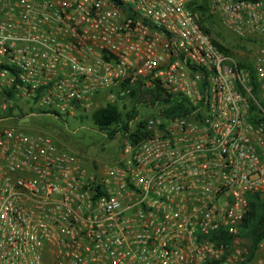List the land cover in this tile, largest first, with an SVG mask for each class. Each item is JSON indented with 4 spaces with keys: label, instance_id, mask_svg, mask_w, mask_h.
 Masks as SVG:
<instances>
[{
    "label": "built area",
    "instance_id": "2783aa9c",
    "mask_svg": "<svg viewBox=\"0 0 264 264\" xmlns=\"http://www.w3.org/2000/svg\"><path fill=\"white\" fill-rule=\"evenodd\" d=\"M194 1L0 0V264H264V241L251 255L240 236L264 202V45L256 97ZM210 8L231 33L264 36V0ZM157 92L183 108L139 104L155 115L137 106L144 136L122 137L109 163L18 125Z\"/></svg>",
    "mask_w": 264,
    "mask_h": 264
},
{
    "label": "rangeland",
    "instance_id": "374dc122",
    "mask_svg": "<svg viewBox=\"0 0 264 264\" xmlns=\"http://www.w3.org/2000/svg\"><path fill=\"white\" fill-rule=\"evenodd\" d=\"M207 8L211 17L205 14L203 18L212 37L225 46L239 62L251 66L258 48L264 45V36L258 34L237 36L228 31L216 13L211 11L210 0H207ZM138 110L141 117H149L156 112L142 105L138 106ZM63 119L66 120V124L51 115H30L21 117L18 125L30 133H46L51 136L58 148L74 152L88 161L109 163L118 159L123 141L121 136L108 139L104 133L98 131L90 117ZM245 246L248 249L247 243Z\"/></svg>",
    "mask_w": 264,
    "mask_h": 264
},
{
    "label": "trees",
    "instance_id": "16d2710c",
    "mask_svg": "<svg viewBox=\"0 0 264 264\" xmlns=\"http://www.w3.org/2000/svg\"><path fill=\"white\" fill-rule=\"evenodd\" d=\"M191 6L192 10L198 14L199 24L201 25L202 29L211 36L214 45L226 55H232L225 46L220 44L212 37L209 28L206 27L203 17L205 14H208L207 0H195ZM207 16L210 15L208 14ZM238 64L240 67L249 70L250 85L252 86L251 92L254 96L257 97L259 89L251 66L243 62H239ZM132 97L134 98V104L128 111L122 110L116 104H107L96 109L90 115V119L97 127L98 131L104 133L108 139H114L117 135H119L121 137H127L132 141H137L144 136V119L138 120L134 127V130H132V127L130 125V123H132L136 119L138 115L137 105L141 103L151 106L165 103L168 105V107L166 108V110H164V112L167 115H173L174 117L177 116L176 113L178 112V110L183 108V104L179 102L178 99H171L169 96L163 98L160 92H157L149 99H142L139 96H136V94H133ZM142 100L143 102H141ZM252 109L255 110V107H253ZM53 117L63 122V124L67 123L66 120H64L60 116L55 115ZM240 236L246 241L250 254L254 255L258 248V245L262 241H264V202H261L259 200H252L250 202L249 210L240 227ZM225 240L228 241L229 238L225 236Z\"/></svg>",
    "mask_w": 264,
    "mask_h": 264
}]
</instances>
